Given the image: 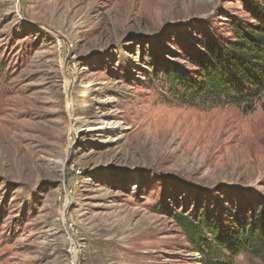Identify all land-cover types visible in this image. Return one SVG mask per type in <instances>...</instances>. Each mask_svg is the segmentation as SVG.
I'll use <instances>...</instances> for the list:
<instances>
[{"label":"rangeland","instance_id":"obj_1","mask_svg":"<svg viewBox=\"0 0 264 264\" xmlns=\"http://www.w3.org/2000/svg\"><path fill=\"white\" fill-rule=\"evenodd\" d=\"M235 20L244 0H0V264H201L169 211L264 202V90L186 103L164 80Z\"/></svg>","mask_w":264,"mask_h":264},{"label":"trees","instance_id":"obj_2","mask_svg":"<svg viewBox=\"0 0 264 264\" xmlns=\"http://www.w3.org/2000/svg\"><path fill=\"white\" fill-rule=\"evenodd\" d=\"M254 22L235 20L225 41L203 38L201 51L191 59L194 71L164 70L169 90L182 102L216 103L221 99L252 100L264 90V0H244ZM180 89V90H178ZM186 235L201 264H228L222 256L248 251L264 254V202L247 216H232L224 224L207 213L191 216L169 211Z\"/></svg>","mask_w":264,"mask_h":264}]
</instances>
